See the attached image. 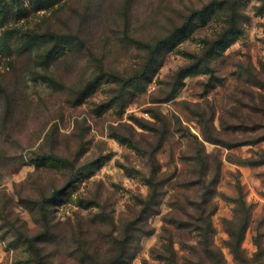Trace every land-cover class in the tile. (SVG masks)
<instances>
[{
    "label": "rangeland",
    "instance_id": "rangeland-1",
    "mask_svg": "<svg viewBox=\"0 0 264 264\" xmlns=\"http://www.w3.org/2000/svg\"><path fill=\"white\" fill-rule=\"evenodd\" d=\"M152 176L132 264H168L164 217L212 183L225 256L235 202L264 233V0H0V264H109Z\"/></svg>",
    "mask_w": 264,
    "mask_h": 264
},
{
    "label": "trees",
    "instance_id": "trees-1",
    "mask_svg": "<svg viewBox=\"0 0 264 264\" xmlns=\"http://www.w3.org/2000/svg\"><path fill=\"white\" fill-rule=\"evenodd\" d=\"M232 27L235 29L237 26L235 25V18H232ZM235 25V26H234ZM201 147H203L204 153L206 152L204 145L201 143ZM207 154L205 153L204 156L201 155L199 151V158H207ZM204 164L202 165V168H204ZM205 174V173H204ZM149 184L152 189V193L149 197L148 203H146V208L141 210V217L137 218L133 221L130 220L126 225L125 229L123 231V238L121 240V245L119 250L117 251V254L115 256V259L110 262L109 264H132L131 262L135 259L136 253H133V249L131 248V245L134 241V231H136L137 225L139 224V221L143 224L144 222H147L148 218H144L145 214L147 213V209L151 207L153 204L156 203V199H158L159 194L157 193L156 189L159 186V184L155 181V178L150 177L149 178ZM218 182V181H217ZM197 183V182H196ZM195 182H188L186 183L187 187L189 189L193 188V186L196 185ZM200 183H204L200 182ZM201 184V185H202ZM206 184V183H205ZM210 187L206 186L204 187V195H206V198L203 199L199 203H192L188 207L187 210L183 209V212H171L167 216L164 217V226L162 229V232L167 234V237H162L164 241L167 242V244L164 245L163 251H165L168 254H162L159 253L158 257L161 261H168V264H179V257L178 252L175 249V242L174 237L175 233L174 230L178 233L180 240L184 241L183 235L186 231L191 230L192 232H195L199 237V246H202L203 254L199 258L197 262H191L189 261V264H227L226 256L220 246H215V236H216V229L213 223V216L218 210L217 203L215 201V198L218 195L217 188L213 187L212 189ZM188 194V192H187ZM209 195V197H208ZM189 196V194H188ZM52 201V200H51ZM238 205V212L244 213V218L240 221H226V225L229 228L230 231V239L226 243V247L230 250V252L234 255L236 261L241 264H257L256 260L259 258L258 251L254 252L252 258L247 257L246 250L244 248V242L246 240L247 233L250 229L251 223H252V216L247 211V207L243 202H235ZM158 205V203H157ZM147 206H149L147 208ZM173 211H177V208L174 206ZM49 214V209L44 206L41 210V215L43 219H47ZM156 214H160V211H157ZM47 227L50 228L49 223H47ZM144 228H140L139 230L142 231ZM144 235H151L150 233H145L143 231ZM264 240V233L262 234L259 230H256V235L253 237V242L256 245V247H260V241ZM30 244L35 248V239L29 240ZM214 249L219 250V254L214 252ZM155 251V250H154ZM257 257V258H256ZM261 259V257H260ZM259 259V260H260ZM258 264H264L263 260H260Z\"/></svg>",
    "mask_w": 264,
    "mask_h": 264
},
{
    "label": "crops",
    "instance_id": "crops-1",
    "mask_svg": "<svg viewBox=\"0 0 264 264\" xmlns=\"http://www.w3.org/2000/svg\"><path fill=\"white\" fill-rule=\"evenodd\" d=\"M253 234H252V231H249L247 233V236H246V241L244 242V248H248L249 245H252V241H253ZM230 238V234L228 236ZM251 253V252H250ZM254 253V252H253ZM251 253V255L253 254ZM226 260H227V264H241V263H238L234 257V255L229 251V253H226Z\"/></svg>",
    "mask_w": 264,
    "mask_h": 264
}]
</instances>
